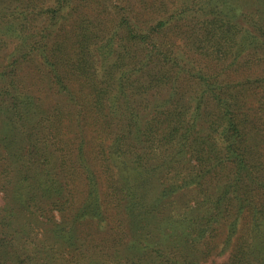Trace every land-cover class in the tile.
<instances>
[{"label":"trees","instance_id":"obj_1","mask_svg":"<svg viewBox=\"0 0 264 264\" xmlns=\"http://www.w3.org/2000/svg\"><path fill=\"white\" fill-rule=\"evenodd\" d=\"M10 1L8 30L44 24L0 40V264H194L220 245L224 264H264L248 255L264 239V9L249 30L182 0ZM173 154L189 160L164 186ZM182 186L199 194L187 218L161 208Z\"/></svg>","mask_w":264,"mask_h":264},{"label":"rangeland","instance_id":"obj_2","mask_svg":"<svg viewBox=\"0 0 264 264\" xmlns=\"http://www.w3.org/2000/svg\"><path fill=\"white\" fill-rule=\"evenodd\" d=\"M10 2V5L7 8V11L4 12V7L0 4V23L1 21H8L10 14L12 12H17V15L19 13H23V9L21 8H15V3H13L10 0H7ZM129 1V3L134 6L135 8L139 7L136 3L137 0H127ZM178 2L180 0H177ZM113 2L115 4H118V0H113ZM182 2L185 4H188L185 8L186 11H197L199 13H203L205 11V8H210V10L212 11L213 9L215 11H222L225 8L229 9V12H231L232 14H234L233 16L236 17V21L239 22V24H241L242 26H245L246 28H248L249 30L253 29L252 26V22L250 21V19L252 18V16H258L259 14H256L255 12H257V10L259 8H263L264 9V0H182ZM16 11H13V10ZM225 10V9H224ZM201 15V14H199ZM250 15V16H247ZM263 15V14H262ZM264 16V15H263ZM247 17V18H245ZM19 18V17H18ZM243 18H245L243 20ZM61 22V21H60ZM27 23V22H26ZM28 25H26V29L25 27H18V25L16 24V26L19 28L18 30H13L11 31V29H7V25L6 24H0V40H2V43L4 46L7 47V51L12 50V48L15 46H17L18 44L21 43L23 35H28L31 33H37L40 32L39 30H42L43 27V21L40 18H37L36 21L27 23ZM60 24V23H58ZM47 25V24H46ZM29 28V29H28ZM20 32V33H18ZM93 53L97 54V60H98V64L96 62H94L98 67L101 66L102 68H104L105 66H108L109 64H111L113 62V60H115V56H116V52H115V48H112L110 51L108 50H103L102 49V53L100 51H96V49H92ZM93 60V59H91ZM94 61V60H93ZM30 65V64H28ZM27 66V65H26ZM29 68V67H28ZM27 67H24V72L23 74L28 70ZM98 76H96L97 81H100L101 77H100V68L98 70ZM46 91H41L38 92L37 94H35V96L38 98H41V107L44 111L49 112L51 107L55 104L56 102V97H54L52 94H45ZM50 95V96H49ZM252 106V104H251ZM153 110H149L144 116L145 119H148L150 117V113ZM6 124L7 121L5 119L4 116H0V129L1 128H6ZM203 130V131H202ZM202 133L207 134L206 132H204V127H202ZM142 152V150L140 151ZM172 161L173 160H177L176 162V168H173L172 165L173 163H171V168L170 169H165L164 172L162 173H157L155 176H153V180H157L158 178L160 179V183H163L165 186V182L168 186L173 187L174 184V178L176 181H178V177L175 176V170L179 167V166H183L186 161L183 160H179L182 158H185L187 160H189V158L187 157V155H184L183 157L181 156H175V154H173L172 156ZM167 167V166H166ZM15 166L12 165L11 169L12 171L10 172L12 178H13V182H14V186L10 189V191L14 192L16 189V186L18 188H20V184L18 183V179L15 178V170H14ZM115 170L118 171V169L115 168ZM152 178V177H150ZM147 180H149V178H147ZM179 182V181H178ZM179 185V183L177 184ZM177 192L176 193H171L169 194L168 197H165L162 199V204H161V208L167 209V213L171 214V215H176V216H183V218H187L190 217V214L192 213V208L195 204V202L197 200H199V194L195 188V186H190L187 188H183L182 187H177L176 188ZM3 193L0 190V196ZM195 198H197V200H195ZM171 202V205L169 204ZM194 214V212H193ZM14 229L15 233L19 231V229L17 228H12V230ZM226 230V228H224ZM13 231V232H14ZM224 237H226V234H223ZM223 237V240L225 239ZM219 239V244L222 240L221 236H218ZM217 239V240H218ZM235 241V239L232 238V242L233 243ZM161 242V240H160ZM151 246H155V245H151ZM222 245H220V250L218 249L217 251H214V257H212V259H209L208 257L205 256V254H201V252L198 251V253H196L195 255H191L190 256V262L194 263V264H224V262H226V259L229 256V249H221ZM249 258H252L254 260H256L257 262H264V239H260V241H258V239L254 242H250L249 243ZM90 255L94 256V253H90ZM214 259V260H213Z\"/></svg>","mask_w":264,"mask_h":264}]
</instances>
